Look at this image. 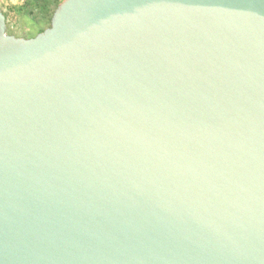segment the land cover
Wrapping results in <instances>:
<instances>
[{"label":"water","instance_id":"1","mask_svg":"<svg viewBox=\"0 0 264 264\" xmlns=\"http://www.w3.org/2000/svg\"><path fill=\"white\" fill-rule=\"evenodd\" d=\"M0 10V264H264V0Z\"/></svg>","mask_w":264,"mask_h":264},{"label":"rangeland","instance_id":"2","mask_svg":"<svg viewBox=\"0 0 264 264\" xmlns=\"http://www.w3.org/2000/svg\"><path fill=\"white\" fill-rule=\"evenodd\" d=\"M62 1L64 0H61V2ZM21 3V0H0V8L1 12L6 17V35L27 40L34 38L47 29L48 24L41 23L37 25L24 17L22 12L19 11Z\"/></svg>","mask_w":264,"mask_h":264},{"label":"trees","instance_id":"3","mask_svg":"<svg viewBox=\"0 0 264 264\" xmlns=\"http://www.w3.org/2000/svg\"><path fill=\"white\" fill-rule=\"evenodd\" d=\"M21 1L22 3L21 6L19 7V11L22 12V15L27 19H29L30 21H32L34 24L39 25L41 23L42 24L46 23L48 24V28L50 27V22L55 10L57 9L58 5L61 3V0H21ZM3 16L6 23V17L4 14Z\"/></svg>","mask_w":264,"mask_h":264}]
</instances>
